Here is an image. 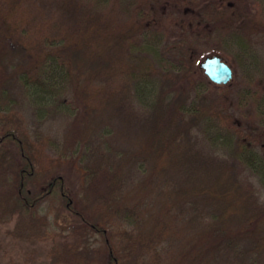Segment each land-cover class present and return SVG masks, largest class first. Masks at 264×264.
<instances>
[{
	"label": "trees",
	"instance_id": "obj_1",
	"mask_svg": "<svg viewBox=\"0 0 264 264\" xmlns=\"http://www.w3.org/2000/svg\"><path fill=\"white\" fill-rule=\"evenodd\" d=\"M195 36H219L252 129L202 77ZM0 109L34 120L0 130V224L44 240L60 197L76 241L51 264H264V0H0ZM38 144L78 187L41 181Z\"/></svg>",
	"mask_w": 264,
	"mask_h": 264
},
{
	"label": "rangeland",
	"instance_id": "obj_2",
	"mask_svg": "<svg viewBox=\"0 0 264 264\" xmlns=\"http://www.w3.org/2000/svg\"><path fill=\"white\" fill-rule=\"evenodd\" d=\"M165 7V6H164ZM166 8V7H165ZM172 14V13H170ZM173 18V15H169ZM167 26L171 27L172 21L166 22ZM165 30V37L162 38V43H173L176 41V32L171 30ZM199 36H195L192 38L188 37L189 41L193 40V43H189L190 45L196 47L197 52H199L202 57L197 65L199 67L200 62L207 56H211L214 54H219L224 56V54L218 52L219 49L222 48L221 43L217 37L216 40L209 38H198ZM161 43V44H162ZM219 43V44H218ZM224 47V46H223ZM223 50V52H225ZM228 52V50L226 51ZM179 50L175 47L170 50H165L164 57L168 60H175L178 58ZM224 58L231 64L230 60L226 56ZM234 69V79L228 84L231 87V91L228 98V105L231 107V110L235 113L238 119L244 121V123L248 124L246 126L247 129H252L257 123V117L255 113L251 110L248 104L243 105L242 107H238L236 102H238V95L234 94L235 90L239 88H246L247 84H242V77L239 75L238 69L235 65H232ZM202 77L204 79L208 78L202 73ZM212 94V93H211ZM213 95V94H212ZM218 96V94H217ZM16 109L14 113H8L4 109H0V130L3 128L5 124L6 115H13L12 122H16L20 125V127L25 129L26 131H30L33 126V115L30 110L26 109ZM252 125V127L250 126ZM55 129L58 127V123H53ZM1 135V131H0ZM36 142V139H32ZM37 150L35 154L37 156L36 161V169L40 171L39 178H41L42 182L45 177H50L55 173H63L66 177L67 185L69 188L78 187L81 181L80 173L74 168L69 167L64 164L61 168H57L58 164L53 165V160L57 158V151L50 148L49 146H44L38 144ZM46 176H43L44 174ZM44 177V178H43ZM54 198H50L45 201L40 207L41 214H48L50 225L48 228L49 235L44 240L41 241H27L13 237L10 234V231L13 230L16 224V218H13L10 222L6 224H0V264H51L50 257V249L54 242L59 244L64 243H73L76 241L75 236H72L70 231L74 226V221L71 218L70 214L63 208V202L60 197L57 198L56 195ZM96 237H93L91 241L93 242ZM94 247L97 246V243L93 244Z\"/></svg>",
	"mask_w": 264,
	"mask_h": 264
},
{
	"label": "water",
	"instance_id": "obj_3",
	"mask_svg": "<svg viewBox=\"0 0 264 264\" xmlns=\"http://www.w3.org/2000/svg\"><path fill=\"white\" fill-rule=\"evenodd\" d=\"M200 70L214 84L228 85L235 76L233 67L219 54L205 57L199 64Z\"/></svg>",
	"mask_w": 264,
	"mask_h": 264
}]
</instances>
